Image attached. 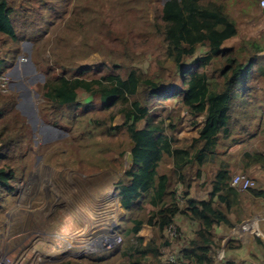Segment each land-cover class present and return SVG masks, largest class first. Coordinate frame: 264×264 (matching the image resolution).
Listing matches in <instances>:
<instances>
[{
  "label": "trees",
  "instance_id": "obj_1",
  "mask_svg": "<svg viewBox=\"0 0 264 264\" xmlns=\"http://www.w3.org/2000/svg\"><path fill=\"white\" fill-rule=\"evenodd\" d=\"M71 9L72 0H0V74L17 62L21 41L45 42L70 18ZM153 23L164 45L157 55L159 68L151 73L130 70L123 76L91 65L58 73L32 51L45 76L37 86L44 121L65 128L99 106L109 110L108 123L121 117L111 126L122 128L133 142L132 163L115 183L125 211L115 227L121 240L84 255L90 264H214L221 245L216 229H231L264 207V182L249 172L254 166L264 171V36L241 37L224 0H165ZM199 50L204 51L197 54ZM79 94L88 100L81 101ZM172 98L180 99L177 107L166 105ZM17 103L13 93H0V201L12 191L11 181L18 180L22 160L30 153L33 132ZM182 113L199 127L189 144L176 147L173 132ZM198 116H203L201 123ZM257 137L260 145H250ZM231 143L244 144L239 171L255 183L244 191L230 186L231 165L220 157ZM208 165L216 169L206 171L198 183ZM209 186L206 198L191 196L192 190ZM179 213L198 225L192 237L179 227V236H167ZM151 220V237L145 238L141 230ZM257 242L264 251L263 241ZM163 249L174 261L164 257ZM55 264L83 263L69 259Z\"/></svg>",
  "mask_w": 264,
  "mask_h": 264
},
{
  "label": "rangeland",
  "instance_id": "obj_2",
  "mask_svg": "<svg viewBox=\"0 0 264 264\" xmlns=\"http://www.w3.org/2000/svg\"><path fill=\"white\" fill-rule=\"evenodd\" d=\"M164 1L72 0L70 18L45 42L33 44L32 51L35 50L40 61L52 64L58 73L65 69L74 73L82 65L123 76L130 70L157 71L160 63L157 55L164 43L153 18ZM224 1L227 12L237 22L240 36L263 40L264 12L260 5L255 0ZM26 40L20 43L18 60L25 57L23 42ZM12 67L4 71L10 81L8 71ZM37 70L41 72L38 67ZM38 83L35 89L39 91ZM79 98L84 99L82 95ZM179 100L172 98L166 105L177 107ZM108 112L95 106L79 114L69 126L62 127L64 132H57L52 142L44 143L37 129L36 136L31 135L30 153L22 160L24 170L17 174L18 180L11 181L12 191L4 193L0 201V259L8 258L10 264H55L69 259L90 264L84 255L118 244L115 227L125 211L118 200L115 183L129 167L132 144L122 128L111 126L119 123L121 117L108 123ZM181 116L173 132L176 147L189 144L199 127L192 124L189 115L182 113ZM49 119L53 120L50 116ZM202 119L203 116H198L196 121L201 123ZM260 138L249 141L250 145H260ZM234 145L231 143L220 157L229 162L233 175L245 174L239 171L244 144ZM122 150L123 154L119 155ZM207 169L198 183L216 165H208ZM249 172L257 181L264 182V171L254 166ZM248 174L245 175L251 178ZM202 191L195 189L192 193L199 196ZM153 221L141 230L145 238L151 237ZM184 225L188 237L195 235L197 226L187 222ZM163 254L168 256V250L163 249Z\"/></svg>",
  "mask_w": 264,
  "mask_h": 264
},
{
  "label": "crops",
  "instance_id": "obj_3",
  "mask_svg": "<svg viewBox=\"0 0 264 264\" xmlns=\"http://www.w3.org/2000/svg\"><path fill=\"white\" fill-rule=\"evenodd\" d=\"M261 11L263 10L261 9ZM23 43L25 44L23 50L27 54H24L25 57L23 59L19 58L18 64L8 71L12 79L10 93L16 95L18 100L17 108L29 123L33 132L32 135L36 136L37 133H35V130L37 129L42 133L43 139L45 140L44 143L52 142L56 139L57 132L62 133L64 129L46 123L40 117L38 104L42 103L43 98L40 91L35 89V85L38 82H44L45 76L42 72L37 70L36 64L32 61L33 42L26 40ZM29 56L30 61L27 60ZM36 77H38V79ZM79 95L84 97L82 100L83 102L88 100V96H83V94ZM38 122H42V124L36 126L35 124ZM210 190L211 187L209 186L207 189H204L199 196L194 195L191 191V196L195 198H206ZM203 193L206 195L203 196ZM260 203L263 204V200H260ZM180 205L181 207L185 206L184 199L180 198ZM248 211L249 210H247V212ZM174 221L183 235H186L187 230L183 229L182 224L185 226L184 224L187 222L198 227L195 222L189 221L185 215L180 213L177 214ZM245 221H250L252 224H255L256 229H242L241 224ZM215 233L217 237H221V245L217 249L214 264H264V251L257 242V239L260 238L264 243V207L259 211H250L240 222H234V226L231 229L219 226ZM219 252L221 254L220 257H218Z\"/></svg>",
  "mask_w": 264,
  "mask_h": 264
},
{
  "label": "built area",
  "instance_id": "obj_4",
  "mask_svg": "<svg viewBox=\"0 0 264 264\" xmlns=\"http://www.w3.org/2000/svg\"><path fill=\"white\" fill-rule=\"evenodd\" d=\"M260 7L264 9V0H260ZM10 84H11V81H10L9 76L4 73L0 74V93L1 94L10 93L11 91ZM254 184H255L254 181L250 177L246 176L245 174H240V173L233 175L230 181V186L235 188L238 191H244L248 189L249 187L253 186ZM250 224H252V222L245 221L241 224V228L245 230H249ZM166 232L169 238H175L176 236H179L181 234V232H179L178 230V225L175 222L171 223L167 227ZM120 240H121L120 236L117 235L116 242L119 243ZM220 256L221 254L219 252L218 257ZM167 258L170 261H174V257L172 255H168ZM0 264H10V260L8 258L0 259Z\"/></svg>",
  "mask_w": 264,
  "mask_h": 264
},
{
  "label": "water",
  "instance_id": "obj_5",
  "mask_svg": "<svg viewBox=\"0 0 264 264\" xmlns=\"http://www.w3.org/2000/svg\"><path fill=\"white\" fill-rule=\"evenodd\" d=\"M263 11H264V9H263ZM28 61H30V56L28 57V59H27ZM18 63H16L15 65H17ZM131 144H133V142H131ZM129 162H128V166H130L131 165V163H132V155H131V152H129ZM111 232H114V229H111Z\"/></svg>",
  "mask_w": 264,
  "mask_h": 264
},
{
  "label": "bare ground",
  "instance_id": "obj_6",
  "mask_svg": "<svg viewBox=\"0 0 264 264\" xmlns=\"http://www.w3.org/2000/svg\"><path fill=\"white\" fill-rule=\"evenodd\" d=\"M108 188H109V187H107L106 191H108ZM250 228H252V229H253V228L256 229V225H255V224H250ZM107 238H108V237H107ZM103 239H104V238H103Z\"/></svg>",
  "mask_w": 264,
  "mask_h": 264
}]
</instances>
